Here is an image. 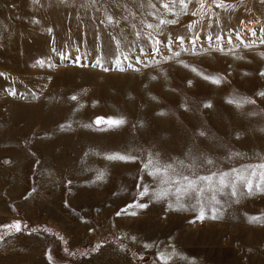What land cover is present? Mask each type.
Wrapping results in <instances>:
<instances>
[{"label":"rangeland","instance_id":"rangeland-1","mask_svg":"<svg viewBox=\"0 0 264 264\" xmlns=\"http://www.w3.org/2000/svg\"><path fill=\"white\" fill-rule=\"evenodd\" d=\"M0 264H264V0H0Z\"/></svg>","mask_w":264,"mask_h":264}]
</instances>
